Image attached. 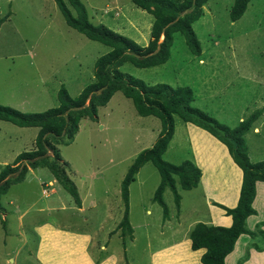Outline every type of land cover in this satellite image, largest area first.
<instances>
[{
    "label": "rangeland",
    "instance_id": "rangeland-1",
    "mask_svg": "<svg viewBox=\"0 0 264 264\" xmlns=\"http://www.w3.org/2000/svg\"><path fill=\"white\" fill-rule=\"evenodd\" d=\"M63 1L74 14L67 1ZM80 2L91 23L103 24L139 45H146L152 16L131 1ZM231 3L232 0H207L201 6V15L191 24L199 42V54L190 53L183 36L174 33L164 63L138 68L125 62L119 69L146 84L189 86L193 94L190 106L230 128L259 110L243 135L248 158L254 162L264 159V0H248L235 21L228 18ZM103 10L107 14L103 15ZM0 19V104L22 112L55 106L60 85L70 96L77 95L91 81L87 68L92 70L94 59L108 50L66 25L54 0H0ZM188 123L173 115L174 134L170 150L162 157L165 161L178 164L190 160L188 141L185 143ZM194 126L190 128L197 146L218 162L216 176L223 174L230 189L236 190L240 172L229 159L226 147ZM159 128L158 118L138 115L130 99L120 91L97 108L94 119L83 116L67 144H54L59 154L56 162L74 184L79 204L56 180L58 196L52 194L54 185L48 182L52 178L46 167H27L22 180L8 185L0 195V204L6 210L16 206L18 212L16 217V212H5L0 207V264L40 262L33 254V240L15 253L21 244L16 235V218L22 219L24 226L45 220L90 233L88 251L96 254L88 256L95 264L110 257L113 264H151L153 251L188 235L191 225L207 215L199 187L182 189L173 175L180 197L178 206L171 191L165 188L162 199L167 215L162 217L161 207L151 199L159 175L150 162L138 169L128 185L130 231L117 227L123 210L120 181L134 156L152 144ZM37 130L0 120V164H10L19 152L33 149ZM48 154L52 160L50 151ZM203 164L204 180L210 182L213 166ZM259 192L257 202L264 195L261 186ZM48 202L58 208L53 210ZM5 229L10 235L2 241Z\"/></svg>",
    "mask_w": 264,
    "mask_h": 264
},
{
    "label": "trees",
    "instance_id": "trees-1",
    "mask_svg": "<svg viewBox=\"0 0 264 264\" xmlns=\"http://www.w3.org/2000/svg\"><path fill=\"white\" fill-rule=\"evenodd\" d=\"M66 1L74 14L63 0H54L66 25L86 38L108 46L109 49L95 58L94 80L84 85L77 95L69 96L63 85H60L56 91V106L38 112H22L0 104V120L20 127L38 128L33 140V149L19 152L10 164L1 167L0 195L6 191L8 185L22 180L27 167H46L72 197L73 202L79 204L74 184L56 162L59 154L54 144H67L77 131L80 118L86 116L94 119L97 107L103 106L114 92L120 91L124 97L130 99L138 115L158 118L160 128L153 143L134 156L120 181L119 194L123 210L117 227H125L128 231L131 229L128 222V185L145 162L149 161L159 175L151 199L161 207L162 217L167 215V208L162 199L165 188L171 191L174 204L178 206L180 197L173 175L177 176V183L182 189L197 185L200 168L195 163L183 160L172 164L161 157L173 133V115H177L183 122L200 127L224 144L232 161L241 170V183L235 206L228 208L214 203L222 208L226 215H230V225L225 227L196 222L188 232L190 249L204 248L199 257L200 263L223 264L224 256L232 249L239 234L246 233L251 237L256 234L246 229L244 220L248 215L255 213L251 207L254 182H264V159L254 162L249 160L243 135L258 117L259 110L253 111L230 128L200 109L190 106L193 94L189 86L172 87L163 82L146 84L141 79L119 70L125 62L138 68L164 63L169 57L174 33L183 36L190 53L199 54V42L191 24L199 18L201 6L207 0H129L152 16L146 45H139L103 24L91 23L80 0ZM247 2L248 0H232L228 10L230 21H235L242 15ZM48 151L53 156L52 160L48 159ZM259 233L264 238V233Z\"/></svg>",
    "mask_w": 264,
    "mask_h": 264
},
{
    "label": "crops",
    "instance_id": "crops-1",
    "mask_svg": "<svg viewBox=\"0 0 264 264\" xmlns=\"http://www.w3.org/2000/svg\"><path fill=\"white\" fill-rule=\"evenodd\" d=\"M102 14L105 15L107 13L103 10ZM116 26H119L118 28L124 31L120 25H116ZM68 56L69 58L72 57V53H69ZM86 72L87 74H89V78H91L90 82H92L94 80L93 64H92V70H90L88 67ZM191 126L194 125L188 123V126L185 128V135H186L185 143H187L188 141L187 146L191 151V157L189 156V159L190 160L192 159L193 163H195L200 168V177L195 187H199V191H201V195L204 199V205L206 206V214H207L206 216H204L205 218L201 220V222L211 225H220L227 227L231 223L230 215H226L222 208L214 205L213 203L228 208H232L233 206H235L238 198L240 183H241V170L232 161L231 157L227 152L229 159L240 172L238 188L236 190H231L230 189L231 186L225 181V177L223 174L220 177L216 176L215 170H218V167L216 165V163L218 164V162L215 160L216 158L210 155L207 150L206 151L201 150L197 146L193 138V135L191 133V128H190ZM196 128L205 131L201 128L198 127ZM173 134H174V129L172 136ZM172 136L170 141H168L166 148L162 153L161 157H163V155L167 152V150H170L169 143L172 140ZM190 144L193 150H191ZM169 157L173 158L174 156H169ZM169 161L173 162L172 159H169ZM203 162H205L207 165L213 166L214 174L210 182L204 180L205 165L203 164ZM1 163L3 165L0 164V169L5 165V161H2ZM51 178L52 179H50V181L48 182L51 185H54L52 194L58 196L57 190L59 191V188L55 186L56 181L52 175ZM259 186H261L264 191V182L263 181L254 182V196L251 201V207L254 209L255 213L248 215L244 220L246 229H248L251 232H256L257 235L255 234L253 237H251L250 235L248 236L246 233L239 234L233 243L232 249L224 256L223 264H264V254H262L264 253V238L259 233V231L262 232L264 231V195L261 194L262 199L260 202H257L258 194L260 193ZM11 203H12L11 201H8V204ZM49 205L50 208H53V210L58 208L55 205L52 204ZM0 207L4 209L5 212H8V210L16 212L15 216L17 217L18 212L16 210V206L12 208H8L7 210L1 204ZM193 224L191 225V227L193 226ZM6 229L4 232H2L1 235L2 241L8 239L7 236L10 235V232ZM16 235L18 236V241L21 244L17 245L15 249V253L18 252V250L22 245H24V243L33 240L35 241V247L33 251L34 257L35 254H37V258L40 259V262L42 264H95L88 256V254H96V252L93 253L91 251H88V246L92 239L91 234L88 232L79 231L71 227H66L65 225H61L59 222L55 223L53 221H45V220L41 222L31 221L27 224V226H24L23 220L16 218ZM257 241H259L260 244H257L258 243ZM237 243L238 246L236 248ZM203 252H204V248L191 250L190 240L188 238V235H185L184 238L176 241L175 243L160 247L159 249L153 251L151 264H202L199 261V257ZM40 262L38 261L39 264H41ZM102 264H113V257L105 258Z\"/></svg>",
    "mask_w": 264,
    "mask_h": 264
}]
</instances>
